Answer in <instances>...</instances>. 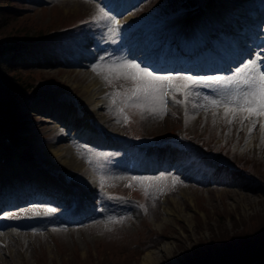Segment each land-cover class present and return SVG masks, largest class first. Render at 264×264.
Wrapping results in <instances>:
<instances>
[{"label": "rangeland", "instance_id": "obj_1", "mask_svg": "<svg viewBox=\"0 0 264 264\" xmlns=\"http://www.w3.org/2000/svg\"><path fill=\"white\" fill-rule=\"evenodd\" d=\"M17 1V8H8L17 12H12L18 18L17 23L31 28L30 34L37 29L44 31L40 33L48 36L49 44L28 43L19 53L5 54L0 60L3 67L10 66L18 75H29L35 82L32 86L36 91L34 98L21 105L24 128L19 137L14 141L10 139L11 143L7 144L0 133V155L5 154L12 161L40 171L41 164L48 161L45 154L48 148L69 149L80 169L69 167L64 169L66 172L60 171L61 175H55L54 170L51 172L61 181L66 175L68 183L79 185L80 189L90 183L94 188L91 202L97 205L98 213L92 210L94 215L88 217L92 218L90 222L64 223V228H41L24 221L53 215L54 211L43 214L51 206L35 207L26 203L12 207L14 210L10 208L12 213L0 209V264H142L146 253L155 257L150 264H181V251H189L199 239L220 236L225 229L234 233L235 228L246 226L252 233L249 239H245V244L249 245L245 248L249 254L259 247L261 249L264 246V129L260 119L257 118L255 127L249 132L252 125L248 120L243 126L239 119L230 125L222 109L214 117L211 110L193 108V104L203 103L204 96L216 98L218 95L215 88H201L207 92L197 89L198 95L184 104L173 103L168 98L167 112L162 119L148 112L140 114L136 109H125L128 122L124 123L119 114L121 105L112 106L109 96L114 91L123 92L130 88L131 83L114 80L112 85H106L92 68L127 60L147 67L156 75L228 76L250 61H257L264 70L259 59L264 57V45L256 56L254 51L242 50L243 54L234 67L223 69L220 74L214 70L202 75L179 70L173 72L165 69L166 66L160 68L150 64L172 60L167 58L168 55L179 53L180 47L189 41L185 37L178 38L175 32L164 30L161 25L183 16L184 23H187L186 19L194 22L199 14L207 12L211 0H196L195 9L169 16L160 11L163 0ZM215 2L222 5L232 3L242 15L254 12L253 16L239 17L236 21L240 26L236 29L246 34L245 39L239 38V48L249 40L259 41L264 30V0ZM97 7L103 8L118 22L115 33L109 23L93 22ZM227 21L230 22L227 26L232 25L230 20ZM205 23L207 26L211 24L207 20ZM218 25L212 26L220 30ZM132 34L138 35L134 41L130 40ZM217 39L222 40V37L219 35ZM130 47L134 51L128 54ZM142 50L150 55L148 60L139 58ZM225 50L230 54L228 49ZM89 76H96L101 83L99 104L92 115V90L86 88ZM26 94L20 96L21 100L27 99L31 93ZM177 99L183 97L177 94ZM63 106L74 109L79 122L86 121L99 139L107 138L105 143L94 147L81 140L72 142L62 123L44 121L47 116L52 119L50 109L57 113ZM170 135L177 139V144L184 141L191 146L189 149L168 148L176 156H172L173 159L166 156L159 161L171 163L173 167H154L148 172L126 166V147L134 148L139 157L138 146L155 147V142L166 143L172 138ZM227 157L237 167L234 162L227 164ZM242 160H245L244 165H241ZM253 160L257 161L255 167L250 163ZM59 161L62 159L51 158L53 165L57 166ZM176 164L179 168H191V174L184 179L176 171ZM207 165L209 169H206ZM221 173L229 179L236 177L238 182L252 188L251 192L244 191L248 194L246 201L225 192V188L232 187L217 185L223 180ZM158 176L169 177L161 182L165 189L162 194L150 188L152 195L145 197L140 185L126 186L132 183L131 177ZM172 177L180 183L173 186ZM197 177L209 179V182L195 180ZM234 191L240 193L237 188ZM30 209H36L39 214L34 215ZM255 215L257 221H252ZM113 219L123 220V223H112Z\"/></svg>", "mask_w": 264, "mask_h": 264}, {"label": "snow or ice", "instance_id": "obj_2", "mask_svg": "<svg viewBox=\"0 0 264 264\" xmlns=\"http://www.w3.org/2000/svg\"><path fill=\"white\" fill-rule=\"evenodd\" d=\"M101 21L109 23L112 26L111 30L115 33V26L118 22L109 17L103 8L97 7L93 22L99 24ZM92 71L100 76L106 85H112L114 80L131 83L130 88H126L123 92L114 91L109 96L112 106H116L117 103L121 105L119 114L124 123L128 122L125 109H136L140 114L148 112L162 119L167 112L168 98H171L173 103L184 104L193 96L198 95L197 89L215 88L218 90L216 98L204 96L203 103L193 104V108L211 110L214 117L216 112L222 109L230 125L239 119L243 126V122L248 120L252 125L249 132L255 127L257 118H259L261 128L264 129V70L257 61L243 64L228 76L156 75L147 67H141L127 60L99 64L93 67ZM177 94L183 99H177ZM213 122L215 123V120ZM167 180L169 177L166 176L131 177L132 183L126 186L131 188L133 184H138L145 197H148L152 195L150 188L162 194L165 189L161 187V182ZM171 182L173 186L180 183L175 177L171 178ZM29 211L34 215L39 214L36 209ZM53 211L54 209L47 208L43 214L49 215ZM111 222L123 223V220L113 219Z\"/></svg>", "mask_w": 264, "mask_h": 264}, {"label": "bare ground", "instance_id": "obj_3", "mask_svg": "<svg viewBox=\"0 0 264 264\" xmlns=\"http://www.w3.org/2000/svg\"><path fill=\"white\" fill-rule=\"evenodd\" d=\"M240 12L241 11H238L232 3L222 5V4H219L217 2L211 1L208 4L207 13L205 14V19H207L208 21H213V22L217 21L219 23L223 20H226L228 17H231V18H233L232 21H234V22H232L233 26L239 27V24H237L235 22V21H237V18H239V17H251V15L253 16V14H254L253 11L252 12L250 11V14H244V15H242ZM202 16H203V14H199L197 16L196 22H193V25H191V23H187V24L182 25L181 23L184 21L183 19L185 17V16H183V17L171 19L161 26L164 28V30L174 31L175 33H177L180 36V38L183 36V33L179 31L180 27H182L181 30H183L184 26H188V27H190V31L187 35H184V37L186 39H191V37L197 38L196 35H199L200 36L199 38H203L202 35L204 36L203 33L205 31H207V26H206V23L202 22V19H201ZM257 19H256V22L259 21ZM198 22H200V24H198ZM233 35L236 37L237 36L241 37V38L245 36L244 34L240 33L239 30L235 31V29L233 31ZM135 37L136 36L133 35V39ZM248 42L249 43H246L242 47L247 48L248 50H250V49H252V50L254 49L255 51L259 50L264 45V30L260 34L259 41L257 43H253V41H251V42L248 41ZM234 50H232V52H234ZM128 52L129 53L132 52V47L129 48ZM142 53L143 54L141 56H139V58H142L144 56L149 55L147 52H144V51ZM218 55H220V54H218ZM232 59H234V58H232ZM259 59L263 62V68H264V57L260 56ZM223 63L229 64V62L225 59H224ZM89 77H90L89 78L90 82L86 86V88H87V90H89V89L92 90V96L90 98V106L93 109L92 111H90V114L92 115V113H96L95 110L99 104L98 98L101 95V83L98 81L96 76H89ZM74 113H75V111L71 107L63 106L62 109L60 108L58 118H57V116L54 117V118H57V120H53V119L46 117V118H44V121L50 122V123L65 121L64 123H66L67 127L70 125L74 126L73 130H72L73 133H71L72 136L80 137V139H83V140L84 139L90 140V141L96 143L97 145L102 144L103 141H101V139H99V137L97 136L95 131L94 132L92 131L91 126L86 121L79 122V119L76 117V115ZM74 115H75V117L73 118ZM127 150L129 151V149H127ZM45 154L47 155L48 161L44 162L45 166H42L44 168V170H42V171L54 170V173L56 175H61V172H66L64 169L69 168V167L77 168V166H78V164H76L77 161L75 160L74 157H71L70 150L67 148L61 149V150H58V149L56 150V149L50 147L47 149V152ZM157 155L159 156V154H157ZM133 157H136V156L132 155L131 158H133ZM51 158H52V160L55 158H57L58 160L62 159V161H59V164L56 166V165H53V163L51 162ZM130 160H131L130 162L132 163V161L135 159H130ZM135 161L137 164L138 161L137 160H135ZM153 162L156 165V162L154 160L153 161L152 160H147V161L141 160L140 161V163L146 164L148 168H151ZM23 165L24 164H22V165L14 164L13 165L11 163L8 165V167H6L4 169H7V168L11 169L8 173H10L11 171H14V170L19 171V169L22 170L23 168L28 169L27 167H29V166H23ZM78 168L76 170H78ZM178 172L182 174V177L184 179H186V177L191 174V168L180 167L178 169ZM29 174H35L34 177L29 176L31 178V180H35V181H40L41 178L45 175H46V177L48 176L47 174L41 173V171L37 173V171H35L31 167H30ZM221 176L223 177V180L221 179L220 183L217 185L221 186V187H232V188H225L224 189L225 192L232 193L230 195L237 196V197H239L240 200L246 201L248 194L244 193V191L251 192L252 188L246 183L238 182L236 177L229 179V177H227L226 175H224L222 173H221ZM63 177H64L63 181L59 180L60 184L56 181L49 180V183H47V187L40 188V186L39 187L35 186L34 189H33V187H31V189H32L31 191H32V193H44V194L54 193V195H56V196L59 195L60 197H59V200L57 203H60V204L56 205L57 206L56 207L57 212H59L57 216L59 218H64V221L70 223V225L71 224L78 225V223L79 222L81 223V221L82 222L83 221L84 222L92 221V218L91 219L89 218L90 219L89 220L87 215L83 219L79 218V216H76L77 211H79L80 208L83 209L84 203H83L81 198L76 199L74 197L76 195H78V193L83 192L82 194H88L87 197H88V200L90 202L91 197L94 195V194L92 195V191L94 188L92 187V185L90 186V183H89L88 184L89 186H85V189H84L85 192H84L83 187L80 189L79 185H71V184L67 183L68 179H67L66 175ZM47 178H49V177H47ZM193 179H195V178H193ZM195 180H202V181H204V183H207V181L209 182V179H205L203 177H201V178L197 177ZM32 186H34V185H32ZM236 188L240 191V193L234 191V189H236ZM47 190H49V191H47ZM221 190H223V189H221ZM72 207L75 208L74 213L63 214L67 208H72ZM167 214H170V213L168 212ZM58 217H53V216L48 217L47 221H46L47 225L48 226L60 225V223H57ZM38 221H40V220H38ZM35 222H37V220L33 221V223H35ZM43 225H45V222H43V224L39 223V226H43ZM9 234H10V232H9ZM165 248H166V250L169 249L168 247H165ZM154 259H155L154 256H151V254L146 253L144 258L142 259V264H150Z\"/></svg>", "mask_w": 264, "mask_h": 264}, {"label": "trees", "instance_id": "obj_4", "mask_svg": "<svg viewBox=\"0 0 264 264\" xmlns=\"http://www.w3.org/2000/svg\"><path fill=\"white\" fill-rule=\"evenodd\" d=\"M17 5V0H0V56L7 50L15 49L13 46L17 43H10L13 38L22 41L33 40L44 34L40 33L44 32L40 29L30 34L31 28L25 24L17 23L18 18L12 14V12H17L8 10L10 7H12L11 9L17 8ZM194 7H196L195 0H163L160 4V11L162 14H168L170 11L176 12ZM8 74L10 75L7 76ZM8 74L2 70L0 65V130L8 133L12 138H16L24 128L22 127L24 121L20 96H26V92L33 91L34 87H32L33 80L29 75H18L13 71ZM241 163L244 164L245 160H242ZM250 163L253 167L256 166V161H250ZM256 215L253 216L252 221H257ZM235 229L234 233H229L225 229V232L220 236L214 235L208 240L199 239L198 243L189 251L182 250L181 264H264V246L249 254L245 248V246H249L245 244V239H249L252 232L248 231L247 226Z\"/></svg>", "mask_w": 264, "mask_h": 264}]
</instances>
